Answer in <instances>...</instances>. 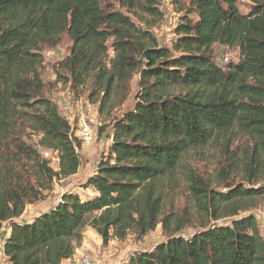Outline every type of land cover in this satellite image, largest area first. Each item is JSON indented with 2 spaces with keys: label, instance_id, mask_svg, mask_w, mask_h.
Listing matches in <instances>:
<instances>
[{
  "label": "trees",
  "instance_id": "1",
  "mask_svg": "<svg viewBox=\"0 0 264 264\" xmlns=\"http://www.w3.org/2000/svg\"><path fill=\"white\" fill-rule=\"evenodd\" d=\"M116 1L128 15L102 0H0L6 264H64L85 225L107 244L130 230L143 236L159 223L167 240L122 264H264L258 221L252 213L240 215L264 196V0H248L246 13L240 0H172L178 18L169 47L151 30L163 18L162 0ZM63 34L71 45L57 63L58 83L72 93L87 86L98 113L111 115L138 74L135 102L113 118L107 155L83 183L95 194L64 192L49 210L18 222L27 204L42 200L56 178L76 174L81 164L77 129L44 95L41 75L43 47H57ZM218 46L237 47L238 60L219 64ZM31 135L38 136L36 146L27 142ZM44 149L57 152L56 169ZM192 150L202 156L184 172L192 203L181 213L185 223L192 209L201 220L183 237L167 230L182 221L174 216L170 190ZM221 185L225 191L212 188Z\"/></svg>",
  "mask_w": 264,
  "mask_h": 264
},
{
  "label": "rangeland",
  "instance_id": "2",
  "mask_svg": "<svg viewBox=\"0 0 264 264\" xmlns=\"http://www.w3.org/2000/svg\"><path fill=\"white\" fill-rule=\"evenodd\" d=\"M102 4H112L115 9L128 15V12L120 7L116 0H102ZM249 5L248 0H240L238 8L242 13H246L250 8ZM159 8L163 12V18L159 20L151 30L161 46L169 47L170 41L173 38L172 32L174 25L170 26L168 21L171 19L173 22H176L178 15L174 10L172 0H162ZM133 20L139 26H143L137 19ZM70 45V39L66 34H63L61 42L57 47H43L44 65L41 70V75L45 84L44 95L54 101L58 107H62L61 103L69 92L73 103L72 111L74 113V121L72 126L74 130L78 128L79 121L83 119L90 128L93 139L88 144L80 141L81 144L80 147L77 148V152L80 156L81 164L76 174L66 178H56L53 181L52 189L46 193L42 200L27 204L22 214L24 221H29L33 217L49 210L55 205L56 201L64 192H76L78 195L82 196V198L92 195L90 188L83 187V183L87 176L94 172L97 160L107 155V149L110 143L107 141L106 135L112 130L113 118H117L125 111L131 109L135 102V94L138 89V74H134L132 77L130 82V93L127 100L120 108L113 110L111 115H107L106 112L103 114L98 113L97 103H92L88 99L89 90L87 86L82 89L80 88L76 93H72L69 91L68 86L64 87L62 83H58L56 81L57 63L68 54ZM216 49V60L219 64L236 62L239 58L237 47L218 46ZM108 52L109 57H112L113 51L110 47V43H108ZM61 112H63V109ZM76 133L77 130H75V136H77ZM37 140V135L27 137V142L34 146H36ZM202 151L204 153V158H206L208 154L207 147L202 149ZM201 156L200 152L198 153L192 150L182 161L175 174L178 181L175 183L174 189L170 190V196L172 198L171 204L173 206V211L176 212L174 216H176L178 212L177 216L179 218L182 217V221L178 225L175 223L172 224L167 229L169 232L172 231L174 235L188 237L198 230L199 221L201 220L200 216L196 212L194 213L192 209V212L189 213L190 221L185 223V219L181 213L184 205H186L187 211H190V203H192L182 181L185 176L184 172L187 171L186 167H189L190 162L194 164ZM52 168L56 169L57 164L53 163ZM199 170L201 172L203 169ZM237 181L242 180L237 179ZM242 182L246 183L245 180ZM212 188L218 191H225L223 185L212 186ZM246 213H252L256 217L259 230L264 236V196L257 200L255 208L242 212L240 215ZM227 221L228 219H221L218 223ZM178 226H181V228L178 229ZM81 236V241L76 246L74 255L80 253L88 254L95 259L96 264H122L124 261L128 260L132 254L144 250H151L156 244L167 240L161 223L157 224L152 231L143 236L136 235L134 231L130 230L125 238L118 239L112 237L107 244H103L100 236L89 225H85L82 228Z\"/></svg>",
  "mask_w": 264,
  "mask_h": 264
},
{
  "label": "built area",
  "instance_id": "3",
  "mask_svg": "<svg viewBox=\"0 0 264 264\" xmlns=\"http://www.w3.org/2000/svg\"><path fill=\"white\" fill-rule=\"evenodd\" d=\"M168 24L170 26L175 25V22H173L171 19L168 21ZM62 109H63V114L66 120L69 122V124L72 126L73 121H74V113L72 111L73 108V103L71 101V97L69 92L66 94V97L63 99V102L61 103ZM77 137L80 139L82 143L88 144L92 141L93 135L86 124L85 121L80 120L79 121V126L77 128ZM106 139L109 143L112 142L113 136L112 133H107ZM41 154L44 158L49 160V165L52 167L53 163L57 164L58 161V154L56 151H50V150H40ZM3 264H6L5 258L2 260ZM64 264H96L95 259L88 254L85 253H80L77 255H73L71 258L65 261Z\"/></svg>",
  "mask_w": 264,
  "mask_h": 264
},
{
  "label": "crops",
  "instance_id": "4",
  "mask_svg": "<svg viewBox=\"0 0 264 264\" xmlns=\"http://www.w3.org/2000/svg\"><path fill=\"white\" fill-rule=\"evenodd\" d=\"M90 190H91L92 195L95 194V192H93V190L91 188H90ZM17 221L18 222L24 221L23 215H20L18 217ZM9 232H10V227H9L8 223H4L2 230H1V233H0L1 234V237H0V264H3L2 260L5 258L3 255V252H2V244H3L4 239L9 235Z\"/></svg>",
  "mask_w": 264,
  "mask_h": 264
},
{
  "label": "water",
  "instance_id": "5",
  "mask_svg": "<svg viewBox=\"0 0 264 264\" xmlns=\"http://www.w3.org/2000/svg\"><path fill=\"white\" fill-rule=\"evenodd\" d=\"M145 55H146V60H148V58H149L148 50L145 51Z\"/></svg>",
  "mask_w": 264,
  "mask_h": 264
}]
</instances>
